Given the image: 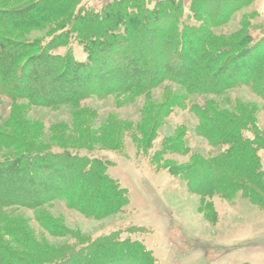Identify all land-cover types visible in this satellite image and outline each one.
<instances>
[{
	"label": "trees",
	"instance_id": "trees-1",
	"mask_svg": "<svg viewBox=\"0 0 264 264\" xmlns=\"http://www.w3.org/2000/svg\"><path fill=\"white\" fill-rule=\"evenodd\" d=\"M249 1L191 0L186 16L183 0H161L153 7L152 0H113L101 11L87 8L84 0H0L1 5L18 2L0 7V106L7 99L37 107H79L93 97L145 94L166 83L187 95L217 97L234 87H248L264 97V40L251 44L247 25L227 37L213 33ZM224 9L227 15L219 17L218 11ZM36 31L43 32V38L21 40ZM78 49L87 54L86 60L77 59ZM181 101L159 108L158 115L141 124L143 150L152 147L150 136L158 117L183 108ZM191 109L200 119L201 135L211 143L227 145L228 150L213 165L203 163L188 176L196 178L209 167L207 185L223 188L232 185L234 175L245 172L246 181L264 191L258 155L262 135L245 137L251 126L237 112H220L213 103L193 104ZM96 112L85 105L79 110L87 118ZM12 121L11 117L5 125ZM88 123L81 120L80 126ZM134 128L113 129L110 142L117 143L122 132ZM95 132L89 130L91 135ZM23 138L22 133H0V145L12 151L0 159V207L36 209L61 201L93 219L127 207V191L109 175V163L92 154L94 149L42 148ZM180 138L167 144L180 147ZM45 253L43 257L8 254L0 256V264H128L131 260L157 264L144 243L121 240L117 233Z\"/></svg>",
	"mask_w": 264,
	"mask_h": 264
},
{
	"label": "rangeland",
	"instance_id": "rangeland-1",
	"mask_svg": "<svg viewBox=\"0 0 264 264\" xmlns=\"http://www.w3.org/2000/svg\"><path fill=\"white\" fill-rule=\"evenodd\" d=\"M112 1L84 0L83 5L101 11ZM157 1L161 0H152V7ZM183 2L188 16L191 0ZM248 3L213 33L227 37L247 25L251 44L264 40V0ZM218 12L219 17L227 15L225 9ZM43 34L36 31L21 40L34 41L43 38ZM76 53L77 59H87L81 49ZM178 100H182L183 108H172L168 117H158V126L150 136L152 147L143 150L138 128L158 115L162 107ZM2 103L0 133H22L26 138L23 141L42 148L67 145L94 149L93 155L109 163L108 173L127 191L129 203L123 212L99 219L88 218L61 201L36 209L0 207V256L14 253L43 257L48 255L45 252L54 253L68 243L105 240L117 233L121 240L144 243L153 251L157 264H264L262 188L248 183L245 172L234 175L232 185L223 188L207 185L209 167L200 169L196 178L188 176L203 163L213 165L228 150L227 145L211 143L201 135L200 119L191 109L193 104L213 103L220 112H237L235 115L251 126L245 137L262 135L258 155L264 177V97L250 88L234 87L215 97L187 95L180 87L166 83L145 94L90 98L83 105L98 112L88 118L79 113L83 105L37 107L7 99ZM11 117L12 125L7 127L5 122ZM84 119L89 123L81 127ZM130 125L135 131L122 132L117 143L110 142L113 129H127ZM89 130L96 134L91 135ZM179 135L180 147L167 144ZM11 154V150L0 145V159ZM215 167L223 171L219 163ZM128 264L139 263L131 260Z\"/></svg>",
	"mask_w": 264,
	"mask_h": 264
}]
</instances>
